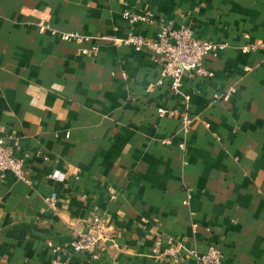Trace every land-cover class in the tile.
Segmentation results:
<instances>
[{
	"label": "crops",
	"instance_id": "0c3cea01",
	"mask_svg": "<svg viewBox=\"0 0 264 264\" xmlns=\"http://www.w3.org/2000/svg\"><path fill=\"white\" fill-rule=\"evenodd\" d=\"M160 24L226 45L204 59L212 78L183 82L188 131L157 111L183 106L167 79L145 91L161 78L149 52L61 40ZM0 128L26 173L0 174V264H83L68 244L95 217L108 229L95 264H197L211 245L221 264H264V0H0Z\"/></svg>",
	"mask_w": 264,
	"mask_h": 264
},
{
	"label": "built area",
	"instance_id": "2783aa9c",
	"mask_svg": "<svg viewBox=\"0 0 264 264\" xmlns=\"http://www.w3.org/2000/svg\"><path fill=\"white\" fill-rule=\"evenodd\" d=\"M123 18L129 24L149 23L157 24L155 15L151 12H144L141 14L126 10L123 13ZM49 27L45 24L39 25V31L44 32ZM61 40L64 42H98L104 41L113 46L128 47L135 52L147 51L151 54L155 63L161 66V78L154 84H149L145 91L151 93L156 87L162 85L163 80L169 81L170 92L182 99L183 106L176 107L170 110L159 108L157 111L161 115H168L180 122L183 130L188 131L193 122V118L189 114L188 97L182 93L183 82L186 78H201L210 79L213 72L205 67L204 59L208 55H217L225 50L226 45L207 40H199L194 36L190 28L180 26L179 28H172L170 24L158 25V30L152 38L145 37L135 33H128L125 37L119 38L114 34L84 36L77 32H68L61 35ZM95 43L88 49L80 50L82 55H92L96 53ZM245 50H254L255 46H248ZM247 70V68H244ZM236 92L235 88L224 90L221 97L225 100L229 99ZM0 128V174L5 172L12 173L19 180H26V173L24 170L23 160L14 155V148L7 145L6 138L1 135ZM164 144H170L169 141H163ZM178 148L184 151L185 144H178ZM51 179L63 182L65 176L59 172L51 174ZM111 198H114L111 193ZM45 204L53 211L56 210V199L50 197L44 200ZM107 231L105 224L100 218H93L86 226V232L79 235L68 244V249L72 254L76 255L83 264H95L93 249L107 238ZM168 243L171 240L168 239ZM161 241L157 240L152 254L156 256L157 261H161L163 255L159 252ZM48 247L53 250L54 254L59 255L64 250L61 246H55L52 242H48ZM165 255H174L172 247L166 250ZM221 252L216 246H209L206 252L197 257V264H221ZM50 264H70L67 261L55 258Z\"/></svg>",
	"mask_w": 264,
	"mask_h": 264
}]
</instances>
